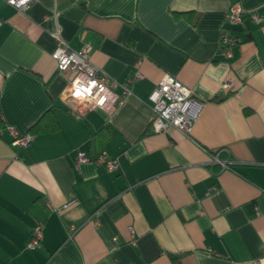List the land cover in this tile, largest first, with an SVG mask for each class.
Listing matches in <instances>:
<instances>
[{
	"label": "crops",
	"instance_id": "obj_1",
	"mask_svg": "<svg viewBox=\"0 0 264 264\" xmlns=\"http://www.w3.org/2000/svg\"><path fill=\"white\" fill-rule=\"evenodd\" d=\"M234 2L245 16L226 25L236 43L225 60L219 39ZM56 32L73 50L89 45L90 62L111 79L140 74L112 113H69L62 94L73 73L52 58ZM164 75L201 103L187 134L148 130V97ZM48 110L59 128L31 134ZM0 113V264L264 257V0H33L23 11L0 0ZM8 128L29 133V146H11ZM220 149L231 168L210 164ZM103 150L115 171L95 162ZM37 225L40 245L27 248Z\"/></svg>",
	"mask_w": 264,
	"mask_h": 264
},
{
	"label": "built area",
	"instance_id": "obj_2",
	"mask_svg": "<svg viewBox=\"0 0 264 264\" xmlns=\"http://www.w3.org/2000/svg\"><path fill=\"white\" fill-rule=\"evenodd\" d=\"M5 2L15 9L23 11L30 6L33 0H23V2L21 0H5ZM247 15L255 22L261 21L260 16L255 12ZM244 16L245 13L238 2L229 5L225 14L223 22L225 27L223 26L221 31L218 48L219 55L225 60L232 57V47L236 43V38L228 32L226 25L236 26L242 22ZM55 35L57 37V46L52 53L55 65L59 71L69 70L73 73L72 79L62 94V100L67 105L69 113L80 119L84 118L90 111L96 109L112 113L122 104L127 95V84L140 78V74L136 72L126 82L119 83L101 73L90 62L89 52L91 48L89 45L79 50H73L63 42L58 32ZM229 86L230 83L228 81L222 84L223 89H227ZM118 87L121 89L120 93L115 91ZM148 99L153 108V117L148 126V130L152 133H166L170 129H175L187 134L201 108V103L192 96L191 91L170 75L162 76ZM7 130L11 138L9 142L11 146L21 148L29 146L31 142V135L29 133L18 134L12 128H8ZM224 151L225 149H220L210 155V164L218 165L220 170L231 168L228 164L229 159H222L219 156ZM84 161H86L84 154L78 153L75 162L76 167ZM95 162L102 165L109 173L118 168L117 158L110 156L104 150L96 156ZM68 205H63L61 209L66 208ZM48 208L51 211L59 209L51 206H48ZM127 229L130 235V243L135 245L136 236L134 230L131 226ZM41 238V228L37 225L31 230V236L26 247L30 249L38 247ZM113 242H118L116 237L113 239ZM253 264H264V257L254 260Z\"/></svg>",
	"mask_w": 264,
	"mask_h": 264
},
{
	"label": "trees",
	"instance_id": "obj_3",
	"mask_svg": "<svg viewBox=\"0 0 264 264\" xmlns=\"http://www.w3.org/2000/svg\"><path fill=\"white\" fill-rule=\"evenodd\" d=\"M3 127V120L0 113V128L3 129ZM58 128L59 125L52 113V110H48L34 125L30 127L29 131L31 132V134H35L38 132L47 133L56 131Z\"/></svg>",
	"mask_w": 264,
	"mask_h": 264
},
{
	"label": "snow or ice",
	"instance_id": "obj_4",
	"mask_svg": "<svg viewBox=\"0 0 264 264\" xmlns=\"http://www.w3.org/2000/svg\"><path fill=\"white\" fill-rule=\"evenodd\" d=\"M21 2H23V0H21Z\"/></svg>",
	"mask_w": 264,
	"mask_h": 264
}]
</instances>
